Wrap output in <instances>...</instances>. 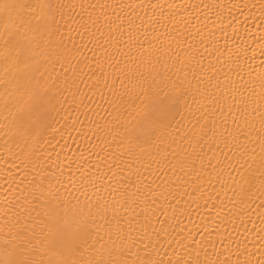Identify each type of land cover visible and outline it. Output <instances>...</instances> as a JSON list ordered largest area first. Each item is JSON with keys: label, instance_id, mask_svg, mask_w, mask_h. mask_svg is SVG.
Masks as SVG:
<instances>
[{"label": "bare ground", "instance_id": "6f19581e", "mask_svg": "<svg viewBox=\"0 0 264 264\" xmlns=\"http://www.w3.org/2000/svg\"><path fill=\"white\" fill-rule=\"evenodd\" d=\"M5 2L25 7L0 10V36L17 30L23 18L44 15L36 7L42 0H0V4ZM51 2L62 4L63 16L71 22V31L65 30L64 36L66 59L56 64L51 77L61 88L63 80L75 81L64 93L67 103L59 119L63 125L65 119L72 121L79 116L80 122L65 132L59 145L47 150L48 172L55 173L59 165L65 170V181L69 175L78 180L77 165L91 171V166L99 164L97 174L103 176L107 172L104 157H109L118 165L113 169L116 178L109 173L97 187L103 189L111 183L130 202L135 201V211L120 210L124 228L129 227L125 221L132 228L139 227L144 217L155 228L160 227L158 220L178 224L171 235L161 238L158 258H171L175 264L187 257V242L182 237L191 234L190 239L208 245L205 249L196 247L201 259L207 252L209 259H216V254L221 260L230 258V264H264V196L254 188L252 199L242 203L233 194L239 187L235 183L238 170L228 166L236 156V121L248 136L246 140L240 136L239 143L250 154L255 150L250 163L259 187L260 173L264 172L260 166L264 144V0ZM23 31L32 35L27 28ZM36 40L44 46L42 37ZM37 58L41 59L39 51ZM4 68L0 63V77ZM153 79L158 85H169L165 92L178 98V108L166 123L171 129L178 125L181 131L169 129L154 142L144 144L141 151L131 141L144 112L150 110L151 99L141 98L147 105L142 109L138 81L151 83ZM173 84L179 91H173ZM3 90L0 85V93ZM192 113L203 114L217 125L226 121L224 135L233 151L225 147L219 127L216 135L204 136L208 127L203 121L194 137L183 139ZM14 115L0 104V261L9 258L7 241L15 242L18 231L15 222L24 204L21 181L25 172L29 179L32 176L31 168L24 166L22 148L10 139L15 136L11 128ZM96 153H100L99 159ZM92 192L90 189L89 196ZM101 194L107 195L97 193Z\"/></svg>", "mask_w": 264, "mask_h": 264}, {"label": "snow or ice", "instance_id": "6c2138e0", "mask_svg": "<svg viewBox=\"0 0 264 264\" xmlns=\"http://www.w3.org/2000/svg\"><path fill=\"white\" fill-rule=\"evenodd\" d=\"M23 7L25 5L20 3L0 4V10L3 11ZM27 7L31 9L33 5L29 4ZM36 7H39L44 15L32 19L23 18L17 30L7 31L0 36V63L5 66L4 76L0 77V85H3L4 89L0 93V104L15 113L11 121L15 136L10 139L14 146L22 148L24 166L32 170L31 178L29 179L28 173L25 172L21 181L24 185V204L20 206L21 211L17 214L15 222V227L18 228L15 242L11 239L7 241L9 258L0 261V264H173L171 258H158V249L161 238L171 235L178 224H167L166 221L158 220L160 227L155 228L151 226L148 218L144 217L139 227L132 228L130 222L125 221L129 227L124 228L121 225L120 210L135 211L132 207L135 201L130 202L127 195L120 193L111 183L103 189L97 187V182L107 179L109 173L113 180L116 178L113 169L118 165H113L109 157H104L107 172L103 176L97 174L99 164L91 166V171L77 165L78 180L69 175L65 181V170L59 165L55 173L48 172L50 156L47 150L59 145L65 132L70 127L74 128L80 119L79 116L72 121L65 119L61 125L59 116L67 103L64 93L70 83L75 86V81L69 82L65 79L62 82L64 87L61 88L57 81L51 78L56 72V64H59L62 58L66 59L63 53L68 49L64 44V36L65 30L71 31V22L64 18L62 4L42 0ZM25 28L31 31V36L23 31ZM38 36L43 38V47L37 44ZM38 51L41 59L37 58ZM61 68L63 69V64ZM125 77L128 78V73H125ZM138 83L141 91L137 98L151 99L150 110L144 112L142 124L131 141L143 151L144 144L154 142L158 136L171 129L166 120L177 110L178 98L165 92L169 85L163 82L158 85L153 79L151 83ZM171 87L174 92L179 91L177 85L173 84ZM124 95H128V92ZM116 99L120 101L121 97L117 95ZM179 99H182V96ZM144 107L147 105L144 99H141V108ZM202 121L204 127H208L204 136L209 133L216 135V129L219 127L225 147H229L227 136L224 135L227 132V122L217 125L215 120H209L203 114L198 116L192 113L190 126L184 131L183 139L194 137L197 126L201 125ZM233 124L237 133L233 137L237 141L233 146L236 156L228 166L237 169L239 174V180L235 181L239 187L233 189V194L238 196L242 203H246L255 195L254 188L264 196V172L260 173L262 179L257 188L256 174L252 171L250 163L255 150L250 154L239 143L240 136H244L245 140L248 136L245 135L244 126L236 121H233ZM261 129L264 131V122ZM171 130L176 133L181 131L178 125ZM57 136L60 139H57ZM204 136H201V141ZM7 143L8 140L5 141L6 145ZM91 147L86 150L91 151ZM233 147H229V151H233ZM56 155L58 157L59 153ZM96 156L99 159L100 153H96ZM260 166L264 168V144L261 145ZM71 171L69 168V172ZM90 189L93 190L91 196L88 194ZM101 192L107 195H97ZM117 195L119 199L116 198ZM81 196L86 199L82 201ZM261 203L264 206V201ZM182 232L183 229L178 235ZM190 236L191 234L182 237L183 241L187 242L185 250L189 255L177 259L175 264H230V258L221 260L219 254H216V259H209L205 252V258L201 259L200 251H197L196 247L205 249L208 245H205L203 240L190 239ZM117 240L120 241L119 246L116 244ZM140 244H143L142 249ZM209 244L215 248L211 241ZM189 245L192 247L189 248Z\"/></svg>", "mask_w": 264, "mask_h": 264}]
</instances>
